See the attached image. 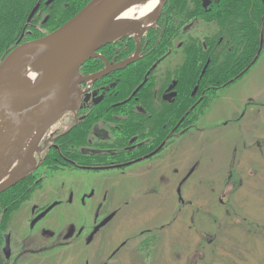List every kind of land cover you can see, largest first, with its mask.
<instances>
[{"label":"flooded vegetation","instance_id":"1","mask_svg":"<svg viewBox=\"0 0 264 264\" xmlns=\"http://www.w3.org/2000/svg\"><path fill=\"white\" fill-rule=\"evenodd\" d=\"M197 1L199 11L184 24L181 34L196 30L212 13L215 21L216 12L223 8V0ZM165 5L156 25L141 38L138 52L133 37H126L100 48L99 56L80 68L89 79L81 85L76 113L68 115L71 128L54 141L42 164L22 181V191L6 190L18 196L0 200V264H27L39 254L68 251L82 255L83 264H168L166 249H184L190 254L187 264H197L203 254L211 257L215 253L214 249H201L208 235H199L203 223L201 191H232L252 178V186L256 190L260 187L264 179L261 104L253 99L236 116L225 119L224 109L219 113L215 109L229 98V86L264 54V14L258 46L247 66L216 84L212 76L202 83V77L213 74L206 68L211 55H204L205 63L193 86L183 94L178 72L155 70L157 63L172 55L170 47L160 55L155 52L164 35ZM222 38L219 36L213 48ZM201 44L205 53L204 37ZM181 45L178 41L176 47ZM134 55L136 60L116 70ZM143 59L152 62L142 79L150 69L143 83L147 85L144 92H148L131 95L141 81L126 97H112L120 74ZM252 104L255 106H249ZM245 119L257 126L256 134H249ZM228 127H237L239 134L224 168L205 166L199 152L202 134L209 128L221 136ZM78 130L82 138L75 140L73 134ZM68 133L72 136L66 139ZM255 155L260 160H254ZM79 173L85 176L78 179ZM224 196L222 192L220 204L233 203L231 197ZM207 198L212 199L210 195ZM70 208L76 211L73 217L68 216ZM59 209L58 216L52 218ZM262 219L244 214L246 232L255 233L256 241L264 231ZM247 222L252 225L247 226ZM213 235L207 239L210 244L215 240ZM262 240L264 245V236Z\"/></svg>","mask_w":264,"mask_h":264},{"label":"water","instance_id":"2","mask_svg":"<svg viewBox=\"0 0 264 264\" xmlns=\"http://www.w3.org/2000/svg\"><path fill=\"white\" fill-rule=\"evenodd\" d=\"M146 1L90 0L56 29L34 39H18L0 59V194L34 172L54 141L71 128L68 115L76 113L81 84L89 79L82 75V65L99 56L100 48L126 37H133L138 52L141 38L156 25L166 4L151 2L147 19L126 15ZM39 5L40 1L32 8L26 27ZM137 58L134 55L116 70Z\"/></svg>","mask_w":264,"mask_h":264},{"label":"trees","instance_id":"3","mask_svg":"<svg viewBox=\"0 0 264 264\" xmlns=\"http://www.w3.org/2000/svg\"><path fill=\"white\" fill-rule=\"evenodd\" d=\"M38 1H40V5L33 15L29 26L26 27L27 18ZM46 1L0 0V59L18 39L21 38V41L34 39L56 29L75 15L90 0H51L48 4L45 3ZM222 7L216 12L215 21L212 18L214 13L204 19L205 22L200 31L196 30L181 34L184 24H188L195 14L198 13V1L167 0L162 18L165 29L164 35L158 44L160 50L158 51L157 47L155 52L160 55L166 51L167 47H170L172 52L179 51L181 58L177 61L171 59L166 63V67L157 71L178 72L181 78L183 94H186L190 85L193 86L194 77L205 63L204 55H211L210 62L206 68L207 71H213V74H206L208 77H202L200 80L202 81V79L212 76V82L216 84L226 79L229 75L237 74L250 63L255 54L258 46V28L261 25L262 14H264V3H261L260 0H223ZM45 11L48 16L47 20L43 24L41 22L40 25H37L38 16L40 17L41 12ZM28 30L30 33L26 34ZM222 35L221 42L216 48H213L215 42L219 40V36ZM203 37L207 45L205 53L201 44ZM175 40L182 41L180 48L172 47ZM166 59L167 57L164 60ZM200 61L201 64L198 65ZM150 62L143 59L122 72L120 74L121 81L113 90L111 96L124 98L129 95L132 89L142 81L144 72L151 65ZM159 64H156L157 67ZM146 86V84L141 86L137 90L138 94L143 93L147 88ZM145 92L144 94H146ZM81 135V130L73 134L75 140L81 139ZM69 136H72L71 133H68L65 138L67 139ZM22 181L11 187L10 190L18 188L17 191H22L23 189H20ZM11 191L2 192L0 200H6L8 197L17 195L16 193H10Z\"/></svg>","mask_w":264,"mask_h":264},{"label":"rangeland","instance_id":"4","mask_svg":"<svg viewBox=\"0 0 264 264\" xmlns=\"http://www.w3.org/2000/svg\"><path fill=\"white\" fill-rule=\"evenodd\" d=\"M45 12H41L37 25H40L44 20ZM43 19V20H42ZM202 25L196 27L198 31L201 30ZM194 28L191 32L196 31ZM29 31V30H28ZM27 32V31H26ZM178 40H175L172 44L173 48H176ZM181 58L179 51L172 52L171 57L162 61L156 68V71L166 67V63L173 59L177 61ZM152 63V62H151ZM254 63V62H253ZM252 63V64H253ZM230 96L227 100H221L215 112H220L224 109L222 119L231 118L236 116L241 109L249 104L253 99V102L261 104V110L259 120L262 122V126L259 128L264 132V54L259 58V61L253 65L247 73L243 75L236 82L232 83L229 88ZM228 91V90H226ZM227 94V93H226ZM223 99V98H222ZM255 106V105H249ZM250 113V111H249ZM236 114V115H234ZM250 116V115H249ZM208 118V117H207ZM251 118V117H250ZM248 129L249 134H256L257 126L246 119L243 122ZM216 130L209 128L202 134V142L199 148V152L203 154L204 165H216V168H224V165L228 161V152L230 147H233L239 134L237 127L223 129L221 136L216 134ZM189 155L188 152H186ZM259 159L258 155L254 157ZM241 159V158H240ZM263 175H264V154H263ZM64 170V169H63ZM66 171V170H64ZM85 173H79L77 178L82 179ZM247 179V175L244 176V180ZM264 180V179H263ZM261 179L260 187L256 190V187L252 186L253 178L249 179V183H244V187L239 189H218L201 191L199 203L202 216V226L200 227V233L204 237L206 232L208 235L201 242L202 252H206L203 249H214L215 253L210 257L203 254L201 260L197 261V264H264V245L262 237L256 241L258 237L248 234L244 223V214L259 216L260 219L264 218V182ZM191 182L187 185L190 186ZM246 187H249L246 189ZM225 193L224 198L231 197L233 203L220 204L218 199L221 194ZM186 192L184 191V195ZM211 196L212 199L207 198ZM214 198V199H213ZM259 198V200H258ZM263 200V201H261ZM247 202V204H246ZM68 216L76 215V211L73 208L69 209ZM251 210L253 211L251 214ZM60 209L52 213V218L58 216ZM210 218L212 220H210ZM264 223V219H262ZM247 226H251V222L246 223ZM217 228V231L213 230ZM212 231L214 233H212ZM191 234V233H189ZM215 237L213 243H209L207 240L210 235ZM253 236L254 239H253ZM252 238V239H251ZM217 245V247H215ZM169 251V252H168ZM169 257L168 264H187L190 254L185 252L184 249H166ZM61 252L59 255L53 253L39 254L35 258L31 257L27 264H83L84 258L75 251ZM199 257L196 255L194 258ZM194 261V259H193Z\"/></svg>","mask_w":264,"mask_h":264},{"label":"bare ground","instance_id":"5","mask_svg":"<svg viewBox=\"0 0 264 264\" xmlns=\"http://www.w3.org/2000/svg\"><path fill=\"white\" fill-rule=\"evenodd\" d=\"M154 0H147L146 2H144V4L138 8H132L130 10H128L126 13V15H130L131 17L137 16L140 19H147L150 17L151 15V8L152 7V3ZM136 13V14H135Z\"/></svg>","mask_w":264,"mask_h":264}]
</instances>
